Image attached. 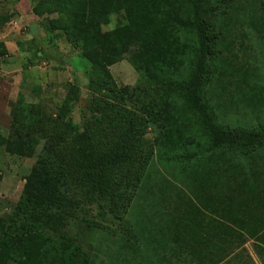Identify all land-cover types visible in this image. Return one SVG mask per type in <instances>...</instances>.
<instances>
[{
    "label": "rangeland",
    "instance_id": "1",
    "mask_svg": "<svg viewBox=\"0 0 264 264\" xmlns=\"http://www.w3.org/2000/svg\"><path fill=\"white\" fill-rule=\"evenodd\" d=\"M34 1L0 0V133L10 135L11 107L21 95L41 107L49 119V135L70 87L77 85L80 97L65 120L71 118L80 132L89 127L100 135L103 119L92 102L100 92L90 85V64L61 30H48L47 22L57 15H37ZM126 22L120 11L102 30ZM216 24L226 74L209 93H214L219 118L231 128L264 132V0H226ZM134 52L132 47L109 67L119 88H147L129 62ZM127 108L134 116L142 114L139 104ZM59 128L66 138L75 132L66 124ZM159 130L156 123L143 128L139 144L144 161L134 169H115L117 186L106 199L69 183L73 203L61 231L74 238L90 264H174V259L176 264H252L253 250L246 244L256 240L250 248L264 250V144L245 152L227 150L219 164L237 166L220 184L211 177L216 164L210 155L190 160L187 169L198 165L203 170L195 183L181 165L157 157ZM34 134L32 157L0 147V218L13 212L46 145L44 132Z\"/></svg>",
    "mask_w": 264,
    "mask_h": 264
},
{
    "label": "trees",
    "instance_id": "2",
    "mask_svg": "<svg viewBox=\"0 0 264 264\" xmlns=\"http://www.w3.org/2000/svg\"><path fill=\"white\" fill-rule=\"evenodd\" d=\"M34 2L37 15H57L47 22L48 30H61L89 62L90 85L100 92L92 102L103 125L97 135L89 127L80 132L71 118L65 120L80 97L77 85L70 87L49 135V119L41 107L18 96L11 107L10 135L0 133V147L29 158L35 152V132H44L47 142L13 212L0 218V264H90L74 238L60 229L73 203L69 183L87 188L100 200L111 196L117 186L114 170L134 169L144 161L139 143L150 123L160 129L157 157L181 165L185 177L195 183L203 170L198 165L187 169L190 160L210 155L216 164L211 177L220 184L237 166L219 164L227 150L245 152L264 144L261 130L224 123L214 106V93H209L226 74L225 59L218 52L222 39L215 34L226 0ZM120 11L127 22L104 32L110 16ZM132 47L129 62L147 84L145 89L119 88L109 71ZM128 104H139L142 114L134 116ZM60 124L75 131L70 138L60 131Z\"/></svg>",
    "mask_w": 264,
    "mask_h": 264
},
{
    "label": "crops",
    "instance_id": "3",
    "mask_svg": "<svg viewBox=\"0 0 264 264\" xmlns=\"http://www.w3.org/2000/svg\"><path fill=\"white\" fill-rule=\"evenodd\" d=\"M251 242L253 244H256V240L252 241ZM249 242L248 244H246L245 248H249V249H252L253 250V253H251V259H252V264H258L259 261L263 260L264 258V250L263 249H260V247L256 246V247H253V248H250V243ZM252 243H251V246H252ZM261 246V245H260ZM207 249V248H206ZM208 250V249H207ZM263 255V256H261ZM257 259V260H256ZM174 264H176L178 262V259H174ZM206 262H208V258H206ZM262 263V262H261ZM221 264H225V263H221ZM231 264V263H230ZM263 264V263H262Z\"/></svg>",
    "mask_w": 264,
    "mask_h": 264
}]
</instances>
